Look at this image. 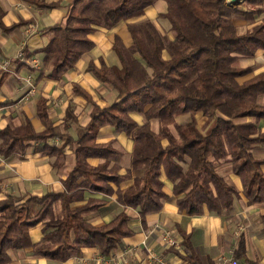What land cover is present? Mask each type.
<instances>
[{
  "label": "trees",
  "instance_id": "obj_1",
  "mask_svg": "<svg viewBox=\"0 0 264 264\" xmlns=\"http://www.w3.org/2000/svg\"><path fill=\"white\" fill-rule=\"evenodd\" d=\"M32 1L47 8L59 4ZM158 1L166 2V11L159 17L175 32L168 43L156 24L143 18ZM263 14L264 0L233 5L225 0H73L65 22L49 26L51 37L36 50L42 54L40 78L45 74L52 79L63 78L95 46L90 34L98 28L111 30L124 22L132 43L127 46L115 34L113 49L120 64L108 65L100 58L99 62L90 60L86 67L117 91L112 104L100 107L87 90L74 83L75 93L91 104L87 125L77 124L75 116L69 118L76 123L75 135L54 124L44 96L37 101L41 131H36L30 120L0 129L2 157H23L37 144L33 149L55 156L52 165L59 167L65 157L63 146L49 142L56 137L66 138L76 156L75 166L62 179L63 192L48 191L41 196L10 193L0 200V264L12 260L10 250L22 248L56 261H66L91 247L110 255L123 238L136 233L128 208L138 210L142 224L148 214L162 209L168 197L163 172L173 183L179 209L189 215L201 214L205 205L223 214L233 205L239 190L219 173L223 162L232 165L250 204L264 202V158L253 153L264 142V132L257 124L264 120V105L259 102L264 94V70L244 79L252 67L233 65L239 57H253L259 49L264 50ZM3 15L0 8V27L7 32L27 23L21 20L6 26ZM235 16L246 21L244 32L239 31ZM132 113L143 114L146 121L139 124ZM186 113L191 114V120L178 123L176 117ZM197 116L206 117L202 128ZM152 118L162 121L160 133L151 129ZM245 118L250 120L239 121ZM104 126H112L134 140L131 165L125 174L118 173L119 165L111 164L121 156L113 142L97 141ZM89 158L103 161L93 165ZM137 168H143L144 174L135 177L127 189L115 191L124 208L104 224L92 223L87 214L106 202L95 195L113 194L111 183L117 185L131 178L132 169ZM80 201L84 203L74 207ZM40 224L43 236L34 242L31 230ZM184 241L187 244L188 237ZM244 255L245 241L241 238L235 256ZM189 260L201 264L199 258Z\"/></svg>",
  "mask_w": 264,
  "mask_h": 264
},
{
  "label": "crops",
  "instance_id": "obj_2",
  "mask_svg": "<svg viewBox=\"0 0 264 264\" xmlns=\"http://www.w3.org/2000/svg\"><path fill=\"white\" fill-rule=\"evenodd\" d=\"M44 1L59 2V4L47 8L37 5L32 0H0V8L4 11L2 21L6 26L21 20L27 22L10 32L0 27V103L2 104L0 129L8 125L17 127L25 120H30L35 130L41 131L43 125L37 115V101L40 96H44L47 98L48 112L54 124L75 135L76 123L69 118L71 115L75 116L77 124L87 125L90 121L91 104L83 96L75 93L74 83L87 90L100 107L112 104L116 99L117 91L109 84L99 81L86 70V67L90 60L99 62L100 58H103L108 65H119V57L113 49V37L118 34L127 46L131 45L132 37L124 22L111 30L98 28L90 34L95 46L83 54L63 78L52 79L46 74L40 78V70L43 66L42 54L36 50L44 46L51 37L52 34L47 29L49 26L65 22L68 8L73 0ZM235 2L242 3L243 0ZM159 9L162 12L166 11L164 5ZM234 22L240 32L245 31L246 21L243 18L235 16ZM31 25L35 29L31 30ZM174 37L175 32L171 39ZM22 49L26 55L25 59L17 57L19 50ZM32 57H38L41 61L40 67L34 68V72L28 69L31 67L28 60ZM5 62L8 63L6 68L3 67ZM233 65L240 68L252 67V71L244 79L251 78L264 70V50L259 49L253 57H239ZM46 70L48 73L51 65ZM28 76L34 79L33 88L26 81ZM259 102L264 105V94L259 97ZM132 116L139 124L146 121L141 113H132ZM191 118V114L186 113L177 116L176 121L186 123ZM197 119L199 127L202 128L206 117L197 116ZM246 120L250 119L239 121ZM257 124L260 131L264 132V120H260ZM150 125L157 133L163 129V123L159 118H152ZM65 141L66 138L61 141H57L56 138L49 140L52 145L63 146L65 157L59 167L52 165L56 160L55 156L33 149L38 147L37 144H33L23 157L16 154L8 157L0 155V200L5 199L10 193L41 196L48 191L63 192L65 186L62 179L76 164L75 153ZM97 141L113 142V147L121 153V156L114 158L111 164L119 165L118 173L125 174L131 165L134 148L131 135L118 132L112 126H104L98 133ZM253 153L258 158H264V142L254 149ZM88 161L97 165L103 159L89 158ZM262 169L264 172V165ZM218 171L239 190L233 205L223 214L210 211L206 205L201 214L189 215L186 211H181L177 203L179 197L173 193V183L163 172L161 175L164 182L163 189L168 197L163 201L162 209L148 214L145 223L142 224L138 210L128 208V212L133 216L130 225L136 233L123 238L122 243L110 255H102L96 247H91L83 248L80 254L73 255L66 261H56L34 254L31 248H22L10 250L12 260L7 264H194L189 260L190 257L199 258L201 264H224L223 257L230 256L233 250L235 253L241 238L245 241V255L238 258L240 263L264 264V202L254 204L248 202L241 179L233 173L230 163L219 164ZM144 172L143 168L132 169L131 178L117 185L111 183L113 194L95 195L105 199L106 202L100 208L90 211L87 214L88 219L95 225H101L120 212L124 205L118 201L115 191L127 189L133 184L134 178L141 177ZM83 203L84 201L75 202L74 207ZM239 226L244 227L240 236L236 234ZM42 227L43 225L40 224L31 230L34 242L39 241L43 236ZM166 232H170L177 240V245H169L163 240ZM185 237H188L187 244L184 241Z\"/></svg>",
  "mask_w": 264,
  "mask_h": 264
},
{
  "label": "built area",
  "instance_id": "obj_3",
  "mask_svg": "<svg viewBox=\"0 0 264 264\" xmlns=\"http://www.w3.org/2000/svg\"><path fill=\"white\" fill-rule=\"evenodd\" d=\"M225 1H227V0H225ZM30 29L31 30L35 29V27L33 25H31ZM17 57L20 59L26 58V55H25V52L23 51V49L19 51V53L17 54ZM28 62L33 68L40 67V60L38 57H32L28 60ZM7 66H8V63L5 62L3 64V67L6 68ZM26 81L29 83L30 86H33V83H32L29 76L26 78ZM243 229H244L243 226H239V228L236 231V234L238 236H240V234L243 232ZM163 240L169 245H177V240H175V238L170 234V232H166L163 235ZM223 259H224L223 260L224 264H240L239 259L235 256L234 250L230 256L223 257Z\"/></svg>",
  "mask_w": 264,
  "mask_h": 264
},
{
  "label": "rangeland",
  "instance_id": "obj_4",
  "mask_svg": "<svg viewBox=\"0 0 264 264\" xmlns=\"http://www.w3.org/2000/svg\"><path fill=\"white\" fill-rule=\"evenodd\" d=\"M225 3H226V1H225ZM163 5L166 8V2L165 1H158L155 5H153V6H151V7H149L147 9V11H146L147 14L143 18H149V19H151L156 24V26L158 27V29H159L160 33L162 34L164 40L170 41L171 40V37H172V34H174V32H173V30H170L169 29V24L166 23L167 20L159 17V14L162 12V10L159 9V8H161ZM31 68H33V67L31 66ZM30 79H32L33 86H31V88H33L34 87V84H35L34 83V79H33V77H31ZM56 139H57V141H61L62 140L59 137H56Z\"/></svg>",
  "mask_w": 264,
  "mask_h": 264
},
{
  "label": "water",
  "instance_id": "obj_5",
  "mask_svg": "<svg viewBox=\"0 0 264 264\" xmlns=\"http://www.w3.org/2000/svg\"><path fill=\"white\" fill-rule=\"evenodd\" d=\"M236 0H227L226 1V4L227 5H232Z\"/></svg>",
  "mask_w": 264,
  "mask_h": 264
}]
</instances>
